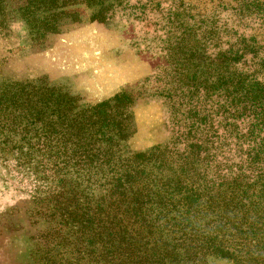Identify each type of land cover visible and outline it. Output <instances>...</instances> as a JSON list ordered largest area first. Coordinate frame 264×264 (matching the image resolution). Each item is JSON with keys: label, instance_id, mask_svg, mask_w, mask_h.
I'll list each match as a JSON object with an SVG mask.
<instances>
[{"label": "trees", "instance_id": "16d2710c", "mask_svg": "<svg viewBox=\"0 0 264 264\" xmlns=\"http://www.w3.org/2000/svg\"><path fill=\"white\" fill-rule=\"evenodd\" d=\"M77 3L98 21L155 20L164 66L97 105L45 79L0 81V159L14 155L29 197V260L264 264V0H0V39L16 17L43 46ZM151 90L171 136L139 152L132 108Z\"/></svg>", "mask_w": 264, "mask_h": 264}, {"label": "rangeland", "instance_id": "374dc122", "mask_svg": "<svg viewBox=\"0 0 264 264\" xmlns=\"http://www.w3.org/2000/svg\"><path fill=\"white\" fill-rule=\"evenodd\" d=\"M65 11L69 17L60 32L48 35L43 46L32 44L21 20L11 19L13 39H0V81L45 79L82 102L97 105L122 91H136L160 74L164 64L155 20L143 22L118 11L115 17L98 21L82 3ZM153 93L147 91L132 108L136 133L130 146L135 151L165 144L171 136L164 103ZM8 160L5 164L0 159V264H35L27 257L31 249L27 239L33 232L26 213L29 197L18 191L19 179L12 174L14 155ZM12 208L16 217H6Z\"/></svg>", "mask_w": 264, "mask_h": 264}]
</instances>
